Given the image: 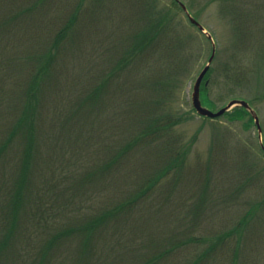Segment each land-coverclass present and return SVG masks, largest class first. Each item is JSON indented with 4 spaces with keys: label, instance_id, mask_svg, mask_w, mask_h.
I'll use <instances>...</instances> for the list:
<instances>
[{
    "label": "rangeland",
    "instance_id": "obj_1",
    "mask_svg": "<svg viewBox=\"0 0 264 264\" xmlns=\"http://www.w3.org/2000/svg\"><path fill=\"white\" fill-rule=\"evenodd\" d=\"M180 1L210 39L173 0H0V95L15 94L21 108L24 89L46 67L34 103L41 157L18 214L13 242L21 255L8 264H264V0ZM160 16L169 33L145 47L152 55L120 69L129 34ZM213 46L202 104L216 111L246 100L261 138L238 106L215 118L193 111L192 86ZM160 48L171 56L161 58L162 71ZM235 63L241 79L231 84L223 68ZM106 78L98 98L85 99ZM153 117L161 127L148 131ZM166 118L178 121L163 127ZM11 119L12 112L0 117V133ZM21 147L9 153L11 163L20 161ZM115 153L119 161L101 172ZM15 164L0 174L7 182ZM125 198L131 200L90 236L89 257L81 258L84 238L74 235L58 240L49 261H38L40 246L60 237V225L101 215Z\"/></svg>",
    "mask_w": 264,
    "mask_h": 264
},
{
    "label": "trees",
    "instance_id": "obj_2",
    "mask_svg": "<svg viewBox=\"0 0 264 264\" xmlns=\"http://www.w3.org/2000/svg\"><path fill=\"white\" fill-rule=\"evenodd\" d=\"M175 3H177L175 0H173ZM214 0H207V4ZM225 1H232V0H225ZM36 4V3H35ZM191 5L190 3L188 4ZM165 17L160 16V18L155 22V25L153 24L150 26V20L148 22L149 28L139 29L138 31H135L134 33L131 32L129 34L128 39H130L128 42L129 44L124 45V48H127L126 51H124L125 54L120 57L119 61L117 62V65L120 69H125L127 65L132 63L134 58L145 56L146 54L152 55V51L148 50L149 48H145L148 46H152L153 43L158 40L157 38L160 37V33L164 32L166 35L167 32L166 29V23L164 22ZM238 18L236 17V20ZM62 31V30H61ZM143 31V32H142ZM146 31V32H145ZM142 32V33H141ZM59 33V32H57ZM165 39L164 43L166 45V48H171V43L174 37ZM126 39V40H128ZM125 41V39H124ZM126 46V47H125ZM166 48H160L161 55L159 56V59L161 60L160 63V71L162 69L166 68V62L164 60L162 61L161 58H164L165 60H168L170 54L166 52ZM147 49V50H146ZM145 52V53H144ZM168 64V63H167ZM47 66V64H45ZM169 65V64H168ZM153 66V65H152ZM133 69V68H132ZM46 70V67L43 68V65L38 67L36 74L33 76V78L28 83V86L24 89V93H22V96L24 95V98L26 101H24L22 107L21 102L16 103V100L14 98L15 94L10 95H0V117L4 118L6 116H9V114L12 112V119L8 125L1 126L3 127L4 132L0 133V174H4L6 172L5 168H8V166L15 164L11 163L12 158L9 155L10 152L14 149L17 143L22 145L20 149V158L19 162L15 164L14 169V175L12 176V179L10 182H7V180H4L2 176H0V188H5V191L0 193V264H8L11 261H14L16 257L21 255V250L17 248V245H15L16 242H13L15 238L18 237V217H19V210L22 207V204L24 203L23 193L28 188L26 185L28 183V178L30 175V171L32 166H34L37 162V158L40 159L41 151H39V141H40V115L35 109L34 103L39 100L40 94H38L42 90V79H40L41 72L43 73ZM210 71V69L208 70ZM238 63H235V66L227 68H223L224 73V79L227 81H230L231 84H236L241 79V72ZM114 75V74H110ZM40 76V77H39ZM154 75L153 77H155ZM165 83H169L168 81H165ZM108 85V79H104L101 84L95 85L93 88H91L87 94L85 99H87L90 102H94L98 96L100 90H104V88ZM208 87V86H207ZM41 88V90H40ZM2 91V89H0ZM134 104L136 105V101H134ZM131 105V106H134ZM14 108L17 109V111L14 110ZM244 111H246L243 107ZM248 116V112H246ZM167 121L164 123L163 127L171 126L174 123H176L178 120L170 121V118H166ZM161 119L153 117L151 120H149L145 125L148 131H153L155 129H158L161 127L160 124ZM2 123H0L1 125ZM145 132V131H144ZM139 137L138 135L135 136V138ZM46 139H44L45 141ZM37 147V150H36ZM17 150V149H16ZM22 150V152H21ZM117 150V149H116ZM119 154L124 153L125 146L121 145L118 149ZM121 155V156H122ZM175 160L180 158L179 154L176 155ZM174 160V161H175ZM118 162L119 158L117 157V153L114 155L111 154L106 160H103L99 170L101 172H104L105 170L110 168L111 162ZM171 161L170 164H168V168L174 164ZM175 162V163H176ZM179 164V162L177 163ZM173 167V166H172ZM167 168V169H168ZM166 170V169H165ZM33 172V170H32ZM49 181V179H48ZM123 202H121L120 205L116 207H112L110 209H106V211H103L100 214H94L88 218L80 217V222L74 223L71 225L64 224L60 226L65 227H59L61 229V239L59 235L53 234L50 239L46 242V244H42L39 248V257L36 253V257L38 261H43L46 259V261L50 259V253L54 249H58V240L66 241V236H74L80 237L82 236L84 238V246L82 248H86L83 250L84 252H81L85 257H81L83 259L89 257L91 255V248L89 247L91 243L89 240L91 239V235L98 231L99 224L104 220V218H108V216L115 217L117 211L119 210L120 206H124L125 203L129 202L131 199L125 198ZM31 214V213H30ZM39 215L43 220H46V216L43 212L40 211ZM29 216V214H28ZM30 219H33L32 214L30 215ZM85 219V220H84ZM83 220V221H82ZM110 226V225H109ZM27 248V245H25ZM30 248L26 249V254L29 253ZM32 258L34 257L33 250L31 252ZM31 258V259H32Z\"/></svg>",
    "mask_w": 264,
    "mask_h": 264
},
{
    "label": "water",
    "instance_id": "obj_3",
    "mask_svg": "<svg viewBox=\"0 0 264 264\" xmlns=\"http://www.w3.org/2000/svg\"><path fill=\"white\" fill-rule=\"evenodd\" d=\"M178 4L181 6V8L184 10V12L186 13L189 21L194 24L200 31H202L203 33H205L207 35V37L210 39L211 35L209 33H207L204 30V27L195 19L193 18L186 6L179 0H177ZM214 46L212 49V54L208 59L207 64L202 68V70L199 72L196 80L194 81V84L192 86V93H191V105L193 107V109L196 111V113L200 116H205V117H209V118H215L218 117L222 114H224L226 111H229L232 107L234 106H242L244 108H246L250 114L252 115L254 122L257 126V130H258V135L261 138V127L259 125V119L257 114L254 112V110L249 106V104L242 99H232L230 101H228L223 107H221L220 109L216 110V111H212L209 108L205 107L202 105L201 100H200V85L201 82L206 74V72L209 69V65L210 62L212 61L213 55H214ZM261 148L264 150V147L262 145V143L260 142Z\"/></svg>",
    "mask_w": 264,
    "mask_h": 264
}]
</instances>
